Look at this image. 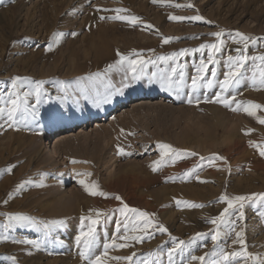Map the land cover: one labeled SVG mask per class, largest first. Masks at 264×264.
<instances>
[{
    "label": "rangeland",
    "instance_id": "1",
    "mask_svg": "<svg viewBox=\"0 0 264 264\" xmlns=\"http://www.w3.org/2000/svg\"><path fill=\"white\" fill-rule=\"evenodd\" d=\"M196 15L204 20L190 19ZM116 16L139 19L132 24L112 19ZM217 31L224 41L219 52L205 49L158 59L218 43L211 35ZM237 32L251 37L247 47L235 43ZM118 53L152 62L133 80L126 63L109 69L120 60ZM240 54L250 57L241 70L244 78L225 90L227 58ZM209 55L218 63L209 64L193 89L191 80ZM259 55H264V0H0V107L15 93L22 109L15 126L7 114L0 117V264H87L76 238L91 227L82 218L96 219L97 212L102 215L93 255H101L113 241L129 245L109 248L107 264H141L145 258L170 264L167 253L180 241L183 250L174 253L171 264H200L195 256L220 260L224 251L242 250L236 237L241 231L247 252L264 258V202H245L242 209H230L219 227L211 223L227 207L221 199L225 195L264 193V156L253 146L264 148V124L257 119H264L259 75L264 64L251 59ZM17 76L22 80L13 89ZM168 77L176 91L162 86ZM39 81L44 84L37 104ZM27 92L32 95L25 97ZM218 96L235 100L225 107L215 102ZM248 102L261 106L256 116L243 110ZM52 140V145L59 140L56 155ZM161 144L176 153L153 171ZM81 180L107 195H90ZM123 204L149 213L155 226L133 231L147 221L132 213L122 216ZM17 214L37 223L5 228L7 216ZM53 221L62 223L52 226L46 238L49 230L43 224ZM159 225L168 232H160ZM216 232L220 235L213 241ZM21 241H39L40 247ZM133 253L132 262L123 259ZM222 264L245 262L236 258Z\"/></svg>",
    "mask_w": 264,
    "mask_h": 264
},
{
    "label": "snow or ice",
    "instance_id": "2",
    "mask_svg": "<svg viewBox=\"0 0 264 264\" xmlns=\"http://www.w3.org/2000/svg\"><path fill=\"white\" fill-rule=\"evenodd\" d=\"M154 3L157 2V0H153ZM177 7H180V5H176ZM189 7H191L192 5H188ZM116 11H125V10H121V9H117ZM112 19H129V22L132 24H135L139 18L137 17H131V18H127L124 16H116V17H112ZM171 20L173 21H182L184 19H187L186 17H180V16H171L170 17ZM193 21H202L204 20V18L202 16L196 15V16H192L190 18ZM212 36H214L218 43H212V44H202L200 46V48L198 49H184L178 53H173L172 57H166V56H161L158 59L159 60H168V59H173L175 57L178 56H185L186 54H188L189 52H203L205 49H211L215 52H219L221 50V46L224 44V41L221 39V37L223 36V32L222 31H217V32H213L211 34ZM236 36L239 37L238 40L235 41V43L237 44H243L245 47H247V44L249 42V40L251 39V37L244 35L243 33H236ZM169 40L166 38L164 40V43H168ZM238 52L240 51L239 49L237 50ZM118 55H120L118 53ZM228 73H227V77L224 79V81L222 82V87L227 90L228 88H232L235 87L236 85H238L240 83V80L244 78L245 73H242V69H244L245 63L250 59V57H248L247 55H237L236 57L233 56H228ZM251 59L253 61L259 60L261 62V64H264V55H259V56H254L251 57ZM152 61H145L143 59H139V60H131L128 59V57L124 56V55H120V60L117 62L116 65H109V69L115 68L117 66L123 67V65L126 63L128 68L131 70V72L133 73L132 75V79L136 80L138 79L140 76H142L144 74V66H146L147 63H151ZM218 61L212 56L209 55L208 56V62H205V60L201 59L200 61V67L197 68V73L198 75L193 77L191 80L192 83V87L193 89H196L198 87V82L204 80L205 78V74L208 73L209 70V64H217ZM139 69V71H138ZM176 74V69H172V75ZM97 76L99 74H96ZM255 75L256 73H253V82L255 83ZM260 75V79H261V84L264 85V67H262L260 69L259 72ZM211 76L213 78H215L216 76V72L213 71L211 72ZM93 77H88V79H92ZM22 80L21 77L17 76L13 79L12 81V87L13 89L17 88L19 85V82ZM180 82H183V75H181L179 77ZM43 84L44 81H39L36 82V86H35V96H36V102L37 104L40 103L41 101V93L43 90ZM161 84L162 86H164L166 88V90L169 91H176V89L173 88V84H172V80L170 77L168 78H164L161 80ZM29 95H32L31 92H27L24 93V96L27 97ZM232 100H235V97H232ZM232 100H228V99H224L222 96H218L216 98L217 103H223L225 107H229L231 106ZM192 99L189 98L188 99V103H192ZM10 104L11 107H8L7 105ZM240 107V105H237V108H234L233 111L237 110ZM261 108L260 105L252 103V102H248L247 106L244 107V111L249 115V116H256V110ZM28 108L27 105H25V107L23 108V112H27ZM22 109H21V103H20V97L19 95L12 93L9 94L8 99L5 101V107H0V117H3L5 114H7V118L9 121H11L12 126H15L18 122L17 119V114L21 113ZM259 123L264 124V119H259V117H257ZM257 148H259L260 150V155L264 156V148H260L259 145H253ZM161 148V160L158 161H154L152 164V170L156 171L158 166H160L163 162V158L165 156H168L170 153H176V149L172 148L171 145L168 144H161L159 146ZM121 154L123 153V149L120 150ZM189 155H196L195 153H189ZM203 159V158H201ZM216 159H223L222 157H216ZM73 163H76V161H73ZM8 171H11V169H8ZM80 184H82L85 188V190L92 196H106L107 194L104 193L103 191H99L98 190V185L97 184H92V185H88L86 184L83 180L79 181ZM20 187H23V185H21ZM117 200H121V198L119 196L115 197ZM223 201L227 202V207L224 209V211L216 218L211 220V223L213 225H217V227H219V225L221 223H225L227 222V217L229 215V210L235 208L236 206H239L240 209H242L244 207L245 202L248 201H261L264 202V193H257V194H252L251 196L248 195H237L234 196L232 198H229L227 195H225L224 197L221 198ZM123 203V201H121ZM189 207L192 208H197V207H203V205H197V204H188ZM120 214L122 216H126L128 213H132L134 216H138L139 218H143L145 221H147L142 227L139 228H134L133 231H140V232H146L149 226H155L152 225V222L150 220H148L149 217V213L147 212H143L140 211L139 209H135V208H130L127 204H123V207L119 210ZM102 215V213L97 212L96 219H92L91 217H83V219H88L90 220L91 223V227L88 228V231L84 232L81 231L80 236H78L77 239V244L79 245L82 242V251H80V256L87 262V264H107L106 261V257L108 256V249L109 248H125L128 247V244H116L115 241H113L111 244H105L104 245V251L101 255H93V250L96 246V226L100 223V219L99 217ZM244 218V213L242 211L239 212V219H243ZM7 221L8 223L4 225L5 228H12L14 225H18L20 227H25V226H31V225H35L37 223V221H35L33 219V217L31 216H27V215H23V214H17V215H9L7 216ZM57 223H62V222H57V221H53L51 224L49 223H44L43 227L45 229H48L49 231H47L45 233V237L47 238L48 235H50V229L52 226H54ZM125 228H127V223H125ZM158 230L162 233H167L168 229L166 227H164L163 225H159L158 226ZM120 231V225H117V232ZM200 236H202L203 234H198ZM220 232H216L211 238L213 241H216L217 238L219 237ZM236 237H237V242L240 243L242 250L241 251H233V252H227L224 251L223 253H221V259L220 260H216V259H209V260H205V256H195L192 257L193 260L199 261L200 264H222V262H230V261H234L236 258H241L244 260L245 264H247V261L249 259H251L252 264H264V258L258 257V256H254L251 253H248L246 250V246H245V242H244V233L241 232H236ZM121 239H125V240H133L139 243H142L144 240L143 236H138V235H133V236H127V235H122L120 237ZM21 243H28L31 244L34 248H39L40 247V242L39 241H21ZM184 244L183 241H180L179 244L176 247H173L168 253V260L171 264V261L173 260V255L174 253H177L178 251H182V245ZM152 253H149V256H152ZM213 255H215V253H213ZM135 256V253H133L132 256H127L124 257L123 259L132 262L133 261V257ZM13 261L15 262V257H12ZM114 259H121L120 257H115ZM158 259V258H157ZM141 264H151V262L145 258L141 260Z\"/></svg>",
    "mask_w": 264,
    "mask_h": 264
},
{
    "label": "bare ground",
    "instance_id": "3",
    "mask_svg": "<svg viewBox=\"0 0 264 264\" xmlns=\"http://www.w3.org/2000/svg\"><path fill=\"white\" fill-rule=\"evenodd\" d=\"M68 134H69V132L63 133V138H61V139H65V138H67V135H68ZM59 140H60V138H59ZM59 140H58V141H59ZM58 141H56V142L54 143V145H52L53 142H54V140L51 141V145H52V153L55 154V155L58 154V147H57V146H58V145H57V142H58ZM62 141H63V140H62Z\"/></svg>",
    "mask_w": 264,
    "mask_h": 264
}]
</instances>
